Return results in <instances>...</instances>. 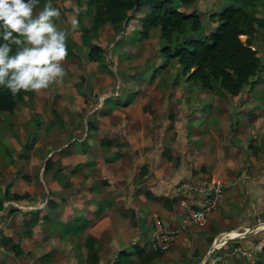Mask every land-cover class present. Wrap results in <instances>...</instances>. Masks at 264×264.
Instances as JSON below:
<instances>
[{"label": "crops", "instance_id": "0c3cea01", "mask_svg": "<svg viewBox=\"0 0 264 264\" xmlns=\"http://www.w3.org/2000/svg\"><path fill=\"white\" fill-rule=\"evenodd\" d=\"M147 10L143 7L140 17L135 15L132 20L135 26L131 24L130 31L135 34V40ZM109 26L102 25L96 34L105 28L110 37ZM208 32V29L204 32L201 24L199 33ZM148 38L163 44L155 33ZM181 83L186 87L180 78L178 84ZM192 88L199 92L194 85L186 91ZM208 93L209 103L214 105L220 101L217 97L212 99L213 96L224 95L215 87L198 97ZM235 99L242 103L233 112L236 118L233 125L228 110L221 111L219 122L198 125L199 116L190 125L207 128V140L211 133L220 142L227 138L229 146L228 129H235L236 147L230 149L236 154L235 162L228 160L217 167L219 170L211 169L221 175L224 201L218 210L207 214L204 228L187 227L167 251L147 263L143 258L150 250L153 218H159L167 226L181 223L184 213L177 204L173 187L183 180L184 166H176L168 158L170 153L167 157L163 153L162 157L155 152L151 154L147 144L128 140L124 146L118 138L113 139V133L105 136L109 140L99 142L87 143L83 138L65 142L57 150L46 153L43 162L56 151L60 167L52 170L51 157L49 170L33 176L32 180L28 177V195L21 191L10 194L9 184L6 185L8 195L24 197L6 200L3 191L0 199V233L2 239H9L0 251V264H202L210 247L229 231L236 232V242H241L242 249L243 245H252L253 250H258L264 245V79L260 78L259 83L246 88ZM258 106L261 111H257ZM217 122L219 130L215 133ZM250 127L252 139L247 145L250 148L241 147ZM90 130H96L95 125ZM2 149L7 154L10 151L7 146ZM241 169L247 179L238 181L232 175ZM42 195L44 199L40 200ZM47 199L55 202L53 208L46 205ZM225 244L223 241L215 244L211 252L221 255ZM217 247L221 249L217 251Z\"/></svg>", "mask_w": 264, "mask_h": 264}, {"label": "rangeland", "instance_id": "374dc122", "mask_svg": "<svg viewBox=\"0 0 264 264\" xmlns=\"http://www.w3.org/2000/svg\"><path fill=\"white\" fill-rule=\"evenodd\" d=\"M68 2L69 0H65L64 4ZM85 2L86 0H82L77 12L73 13L62 9L59 0H51L52 6L60 12L59 19L55 21L56 26L60 30H67L68 38L75 44L72 49L74 55H67L63 63L66 75L62 82L20 102L12 117L5 113L0 116V199H3L7 184L10 194L21 191L24 196L28 195L27 182L30 180L27 178L32 180L33 176L44 174L43 159L48 151L57 150L65 142H78L83 138L87 143L93 140H109L105 136L112 133L113 139L118 138L124 146L128 140L147 144L150 146L149 152L157 153L158 157H162L164 150H168L170 160L176 166H184L183 180L190 178L202 182L214 177L221 178V175L213 173L211 169L219 170L217 167L228 160L235 162L236 154L234 150H230L236 147V140L233 138L235 129H228L229 146L227 138L220 142L221 139L217 140L211 133L210 140H207V128L190 125L195 118H201L198 125L208 121L219 122L224 110H228V119L233 125L236 120L233 112L242 102L235 97L217 95L212 99L217 97L220 103L214 105L209 103V93L198 97L197 88L187 92L184 84H178V71L174 65L159 68L162 63L159 61L161 45H158L156 39L143 38L136 42L135 34L128 29L129 23L121 35L113 34L108 37L104 28L91 36L90 42L80 44L78 27L72 30L71 22L75 18L78 24L82 22L89 25L93 9L87 7ZM226 3L238 5L241 2L195 0L194 8L204 14L200 16L204 32L207 29L212 30L215 23L209 25L208 14L222 10ZM44 5V1L39 0L34 15L42 11ZM149 5L151 6L146 4L143 7L149 11ZM256 8V15L264 16V5H256ZM138 15L140 14H136ZM258 36L254 47L264 62V31ZM240 39L244 41L245 37ZM97 41H100L104 49L103 58L91 62L86 51L91 43ZM260 78L264 79V70ZM129 92H133L134 96L127 108L114 104L116 98L122 102ZM53 111L60 120L54 119ZM257 111H261L259 106ZM88 120L92 121L96 130L86 129ZM218 122L215 125L216 131H213L215 133L219 130ZM249 130L245 132L241 147L250 148L247 145L251 144V127ZM4 146L10 149L8 154L3 151ZM59 167V155L55 151L52 156V170ZM232 177L238 181L247 179L243 169L236 170ZM38 187L41 188L42 184H38ZM43 199L42 195L40 200ZM232 232L235 231H229L234 237L220 236L215 244L219 245L223 241L226 248L220 250L221 255H218L219 252L210 251L205 264H264V246L253 250L255 248H251L252 245H243L244 250L241 242H236V232ZM219 248L221 249L217 247V251ZM242 251L246 253L242 254Z\"/></svg>", "mask_w": 264, "mask_h": 264}, {"label": "trees", "instance_id": "16d2710c", "mask_svg": "<svg viewBox=\"0 0 264 264\" xmlns=\"http://www.w3.org/2000/svg\"><path fill=\"white\" fill-rule=\"evenodd\" d=\"M43 1L44 4L49 2ZM64 1L59 0L62 9L73 13L77 12L82 3V0H69L67 4H64ZM240 2L238 5L226 3L222 10L208 14L209 25L215 22L213 29L208 33H199L200 16L203 13L194 8L195 0H86V6L92 7L93 11L88 26L79 22L78 36L80 44L90 42L91 36L104 24H110L111 36L121 35L128 23L131 26L135 15L142 12L143 6L151 4L149 12L141 18V30L136 40L148 38L150 34L155 33L163 41L159 51L162 58L159 68L174 65L178 71L177 80L183 79L186 88L197 86L199 95L216 87L224 95L238 97L246 88H252L259 83L260 73L264 70V62L254 47L258 35L264 31V16L256 15L258 13L256 5H264V0ZM259 30L261 31L258 32ZM242 36L245 37L244 41L240 39ZM99 42L91 43L86 51V56L91 62L103 58L104 49ZM66 45L67 55L73 56L74 42L67 37ZM33 94L21 92L13 96L7 89L0 87V116L2 113L13 115L16 105L31 99ZM133 94L127 93L122 102L116 98L114 104L128 106L133 100ZM57 116L53 111V117L58 121L60 119ZM93 128L92 121L88 120L86 129ZM164 151L163 156L167 157L169 151ZM51 157L45 160L43 172L50 169ZM6 190L4 192L6 200L16 201L24 197L18 194L8 195ZM46 205L53 208L55 202L47 199ZM2 242L6 244L9 239L3 238ZM161 253L148 250L143 260L148 263Z\"/></svg>", "mask_w": 264, "mask_h": 264}, {"label": "clouds", "instance_id": "9594fccd", "mask_svg": "<svg viewBox=\"0 0 264 264\" xmlns=\"http://www.w3.org/2000/svg\"><path fill=\"white\" fill-rule=\"evenodd\" d=\"M38 3L0 0V87L13 96L21 92L40 94L61 83L66 75L63 63L69 33L56 26L60 12L51 0L34 15ZM77 27L73 18L71 28Z\"/></svg>", "mask_w": 264, "mask_h": 264}, {"label": "built area", "instance_id": "2783aa9c", "mask_svg": "<svg viewBox=\"0 0 264 264\" xmlns=\"http://www.w3.org/2000/svg\"><path fill=\"white\" fill-rule=\"evenodd\" d=\"M223 181L214 177L209 181L181 180L173 187L177 204L183 210L181 223L177 226H167L157 217L153 218V234L149 249L155 252L167 251L178 235L187 227L204 228L207 214L218 210L224 201ZM229 235V233H223ZM220 235V236H222ZM3 248L0 233V251Z\"/></svg>", "mask_w": 264, "mask_h": 264}, {"label": "water", "instance_id": "95a60500", "mask_svg": "<svg viewBox=\"0 0 264 264\" xmlns=\"http://www.w3.org/2000/svg\"><path fill=\"white\" fill-rule=\"evenodd\" d=\"M227 233H229V232H227ZM229 234H230V233H229ZM230 236H234V235H230ZM214 246H215V244H213V245L210 247L209 251L206 253V256H205V258H204L202 264H205V263H206L207 258H208L209 254H210V251L213 249Z\"/></svg>", "mask_w": 264, "mask_h": 264}]
</instances>
